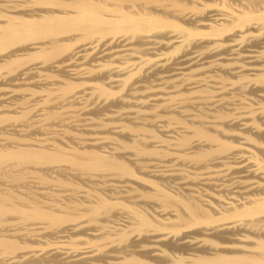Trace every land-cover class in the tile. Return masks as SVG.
Listing matches in <instances>:
<instances>
[{
    "label": "bare ground",
    "instance_id": "bare-ground-1",
    "mask_svg": "<svg viewBox=\"0 0 264 264\" xmlns=\"http://www.w3.org/2000/svg\"><path fill=\"white\" fill-rule=\"evenodd\" d=\"M0 264H264V0H0Z\"/></svg>",
    "mask_w": 264,
    "mask_h": 264
}]
</instances>
